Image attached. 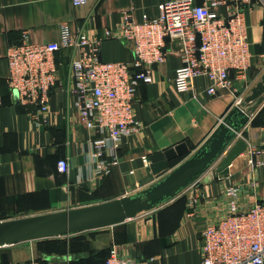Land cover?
Instances as JSON below:
<instances>
[{
    "label": "crops",
    "instance_id": "1",
    "mask_svg": "<svg viewBox=\"0 0 264 264\" xmlns=\"http://www.w3.org/2000/svg\"><path fill=\"white\" fill-rule=\"evenodd\" d=\"M167 1L90 0L77 8L72 0H0V220L102 203L148 188L157 181L147 171L151 155L185 143L189 153L171 163L176 167L202 146L239 98L244 99V110H255L237 140L264 146V95L250 105L244 103L264 76V0L244 12L253 55L248 82L236 81V93L224 90L210 96L207 80L200 77L188 92L180 93L175 87L181 66L179 48L170 45L166 63L153 70L154 81L138 89L135 116L142 130L124 140L119 163L107 176L100 177L94 170L96 133L81 124L70 93V51L60 53L62 84L51 94L48 125L34 122L30 112L35 109L18 103L8 85L7 53L23 33L33 44L60 42L61 25L66 23L72 34L81 29L89 36H102L105 29L120 24L126 11L136 23L145 17L157 19ZM100 53L107 62L134 59L124 41H103ZM61 161L68 162L67 170L60 168ZM233 185L242 187L241 207L264 200V166L252 170L246 151L224 171L209 170L193 189L171 201L185 200L173 222L161 213L163 207L157 208L156 215L143 213L112 227L0 247V264H105L112 248L139 260L155 258L149 264H200V233L213 220L209 200ZM199 195L203 198L198 211L189 217L188 203Z\"/></svg>",
    "mask_w": 264,
    "mask_h": 264
},
{
    "label": "built area",
    "instance_id": "2",
    "mask_svg": "<svg viewBox=\"0 0 264 264\" xmlns=\"http://www.w3.org/2000/svg\"><path fill=\"white\" fill-rule=\"evenodd\" d=\"M89 1L72 0L77 8ZM259 2L168 0L157 19L145 17L142 23H136L133 14L126 11L120 24L105 29L102 36H89L81 29L72 34L64 23L60 42L47 44L31 43L25 32L20 43L8 49L9 88L18 103L35 109L30 112L34 122L48 125L51 94L62 84L60 53L70 51V93L81 124L96 133L94 170L100 177L107 176L119 163L124 140L142 130L135 116L138 89L154 81L153 70L166 63L170 45L179 48L181 66L176 71L175 87L180 93L188 92L200 77L207 80L210 96L224 90L236 93V81L248 82L246 72L252 67L253 55L244 12ZM219 8L225 12H217ZM106 40L126 42L132 49L133 62L102 60L100 48ZM243 100L239 98L237 104ZM246 152L252 170L264 166V146L247 145ZM59 166L62 170L69 167L67 161ZM198 181L184 191L193 189ZM241 189L239 185L227 187L220 197L209 200L213 220L200 233V264H264V200L241 207ZM201 198L190 199L189 217L198 211ZM154 259L139 260L112 248L106 264H149Z\"/></svg>",
    "mask_w": 264,
    "mask_h": 264
},
{
    "label": "water",
    "instance_id": "3",
    "mask_svg": "<svg viewBox=\"0 0 264 264\" xmlns=\"http://www.w3.org/2000/svg\"><path fill=\"white\" fill-rule=\"evenodd\" d=\"M263 95L264 76L244 103L250 105L262 100ZM242 105L233 102L202 146L176 167L172 168L171 163L189 153L185 143L151 155L147 171L157 181L148 188L102 203L0 220V247L112 227L174 200L223 157L249 123L251 111L255 109L247 112ZM246 148L245 141H237L218 170L222 172L230 167Z\"/></svg>",
    "mask_w": 264,
    "mask_h": 264
},
{
    "label": "trees",
    "instance_id": "4",
    "mask_svg": "<svg viewBox=\"0 0 264 264\" xmlns=\"http://www.w3.org/2000/svg\"><path fill=\"white\" fill-rule=\"evenodd\" d=\"M19 43H17V44H19ZM184 204H185V200H183V199L179 200V201L173 203L171 206L165 208L161 213H166L168 215L169 221L173 222L177 218H179L180 208H182ZM160 219H161V214H160ZM1 220H7V219H1ZM110 252H111V249L108 250L106 262L110 256ZM150 258H152V257H150ZM150 258H148L146 260H149ZM106 262H105V264H106ZM27 264H30V263H27Z\"/></svg>",
    "mask_w": 264,
    "mask_h": 264
},
{
    "label": "rangeland",
    "instance_id": "5",
    "mask_svg": "<svg viewBox=\"0 0 264 264\" xmlns=\"http://www.w3.org/2000/svg\"><path fill=\"white\" fill-rule=\"evenodd\" d=\"M251 111V110H250ZM247 112H249V111H247ZM224 158V157H223ZM222 158V159H223ZM222 159H220L217 163H215L214 165V167H212L210 170H215V168L217 167H219V165H220V163H221V161H222ZM176 199V198H175ZM175 199L172 201V202H174L175 201ZM172 202H167V203H165L164 205H162L161 207H158V209H161L162 207H163V209H165V208H167V207H169L170 205H172ZM158 211L159 210H153V211H151V212H146L145 214L146 215H149V216H151L153 213V215H156L157 213H158Z\"/></svg>",
    "mask_w": 264,
    "mask_h": 264
}]
</instances>
